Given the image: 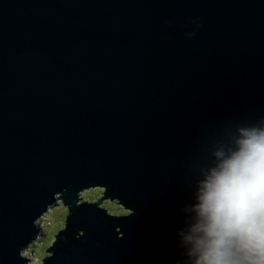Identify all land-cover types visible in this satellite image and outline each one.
<instances>
[{"label": "water", "instance_id": "1", "mask_svg": "<svg viewBox=\"0 0 264 264\" xmlns=\"http://www.w3.org/2000/svg\"><path fill=\"white\" fill-rule=\"evenodd\" d=\"M253 127L264 0H0V264L57 201L42 264H185L201 171Z\"/></svg>", "mask_w": 264, "mask_h": 264}, {"label": "clouds", "instance_id": "2", "mask_svg": "<svg viewBox=\"0 0 264 264\" xmlns=\"http://www.w3.org/2000/svg\"><path fill=\"white\" fill-rule=\"evenodd\" d=\"M183 211L185 264H264V127L239 128L215 147Z\"/></svg>", "mask_w": 264, "mask_h": 264}, {"label": "rangeland", "instance_id": "3", "mask_svg": "<svg viewBox=\"0 0 264 264\" xmlns=\"http://www.w3.org/2000/svg\"><path fill=\"white\" fill-rule=\"evenodd\" d=\"M99 191V194L98 195H92L90 194V192H93V191H88L87 193H85V196L84 198L80 201V202H86L88 199V196H91L95 199H93L94 201L98 200L99 198L102 197L101 193H102V190H98ZM92 201V200H91ZM90 201V202H91ZM58 204H60V206H55L53 207V209H49L47 213H45L44 217L41 218L40 222L41 224L39 225H43L42 228H41V236L40 237H45L47 236V231L44 230V228H46L47 230H50V227L51 229L55 226L54 225H58L60 222H57L56 219L54 220L53 216H54V213H59V211L61 209H65V212H64V215L65 213L67 212V208H66V205L63 204V201H57ZM103 206L108 209L111 213H115V214H120L121 215H126L128 212L124 209V207H121L119 204H108L107 203V199L106 200H103ZM116 209V210H115ZM118 209V211H117ZM53 215V216H52ZM64 220V218H63ZM61 229V228H60ZM59 229L56 230V232L58 231ZM37 242V243H36ZM32 244L31 248L30 249H24L23 251V255L26 257V258H30L32 260L31 264H42V261L44 260L43 256L41 254H43L42 252V246L44 244L42 243H39V240L36 241ZM51 244V243H50ZM49 247L46 248V250L48 249ZM44 253L48 256L49 254H47L46 251H44ZM43 258V259H42ZM30 264V263H29Z\"/></svg>", "mask_w": 264, "mask_h": 264}, {"label": "trees", "instance_id": "4", "mask_svg": "<svg viewBox=\"0 0 264 264\" xmlns=\"http://www.w3.org/2000/svg\"><path fill=\"white\" fill-rule=\"evenodd\" d=\"M90 194H92V195H98L99 194V191L98 190H95V191H93V192H90ZM87 199H91V200H93V199H95V198H93V197H91V196H88V198ZM116 210V209H115ZM118 211V210H117ZM64 212H65V209H61L60 211H59V213H54V216H53V218H54V220L56 219V221L57 222H60L57 226L56 225H54L55 226V228L53 227L52 229H51V227H50V230H47L46 228H44V230H46L47 231V236L45 237V239H44V237H40L41 236V231H40V233H39V243H42V244H44L43 246H42V252H43V254H41L42 256H43V258H46L47 257V255L44 253V251H45V249L50 245V243H51V241H52V239L54 238V236L58 233V231H60L61 229H63L64 228V220H63V218H64ZM39 224H41V222H39ZM61 228V229H60ZM57 229H59L57 232H56V230ZM37 243V242H36ZM42 258V259H43Z\"/></svg>", "mask_w": 264, "mask_h": 264}, {"label": "flooded vegetation", "instance_id": "5", "mask_svg": "<svg viewBox=\"0 0 264 264\" xmlns=\"http://www.w3.org/2000/svg\"><path fill=\"white\" fill-rule=\"evenodd\" d=\"M52 242V241H51Z\"/></svg>", "mask_w": 264, "mask_h": 264}]
</instances>
